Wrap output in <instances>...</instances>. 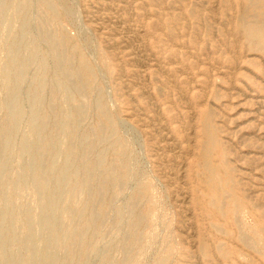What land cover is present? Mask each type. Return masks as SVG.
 <instances>
[{
	"label": "rangeland",
	"instance_id": "374dc122",
	"mask_svg": "<svg viewBox=\"0 0 264 264\" xmlns=\"http://www.w3.org/2000/svg\"><path fill=\"white\" fill-rule=\"evenodd\" d=\"M224 1L5 0L0 264H264L251 211L238 210L242 246L230 218L214 220L195 197L196 149L211 111L242 194L264 214V49L248 45L237 8ZM240 14L264 29V0H249ZM34 110L50 141L40 159ZM87 205L97 220L83 233Z\"/></svg>",
	"mask_w": 264,
	"mask_h": 264
},
{
	"label": "bare ground",
	"instance_id": "6f19581e",
	"mask_svg": "<svg viewBox=\"0 0 264 264\" xmlns=\"http://www.w3.org/2000/svg\"><path fill=\"white\" fill-rule=\"evenodd\" d=\"M42 1V0H41ZM53 1V0H52ZM249 0H225L224 3L227 4V3H230L232 5H234L236 8H237V12L235 13V16H234V22H235V27L237 28V30L239 32L242 33V35L245 37L246 41L249 43L248 45H257L260 49H264V29L262 27H247L245 25V21H244V18L242 16V14H240V9L247 4ZM5 3V0H0V7H2ZM111 5V4H110ZM50 6V5H48ZM51 8V6H50ZM107 9V8H106ZM57 12V11H55ZM255 18V17H254ZM254 23V22H253ZM110 26V25H109ZM99 28V27H98ZM118 29V28H117ZM100 30V28H99ZM112 31V30H110ZM115 33V32H114ZM113 33V34H114ZM100 34V33H99ZM120 35V34H119ZM105 36V35H104ZM115 37V36H114ZM51 41V40H50ZM56 41V40H55ZM126 42V41H125ZM143 43V42H142ZM111 45V44H110ZM56 46V45H55ZM108 47V46H107ZM54 51H56V48H54V46L52 47ZM59 50V49H58ZM15 52V51H14ZM58 52V51H57ZM187 52V51H186ZM63 53V52H61ZM12 54V53H11ZM17 54V53H16ZM15 56V53L13 54ZM57 55V54H56ZM64 55V53L62 54ZM127 55V54H126ZM125 56V55H124ZM136 56V55H135ZM64 58V56H63ZM137 58V57H136ZM152 59V58H151ZM59 60V58H58ZM63 60V59H62ZM69 61V60H68ZM59 63V61H58ZM61 65V64H60ZM61 67V66H60ZM20 68V67H19ZM19 68H17V70H19ZM62 68V67H61ZM80 68H81V71H82V74L87 77L88 76V73L87 71L84 69V64L82 62H80ZM72 69V68H71ZM71 70H67L66 66L64 68V70L62 71V76H64L65 78V81L67 82V85L69 86V78H70V73ZM61 76V78H62ZM63 79V78H62ZM73 79V78H72ZM64 81V80H63ZM15 83V81H14ZM15 88V87H14ZM68 89V88H66ZM83 90V89H82ZM75 91V90H74ZM70 92V91H69ZM68 92V93H69ZM15 94V93H14ZM10 97V96H9ZM10 102L12 105L11 106V127L18 115V106L14 105V95L12 94L11 95V99H10ZM51 107V106H50ZM54 108V107H53ZM10 109V108H9ZM8 109V110H9ZM55 109V108H54ZM53 109V110H54ZM51 110V109H50ZM38 112V111H37ZM10 113V112H9ZM33 113V112H32ZM213 117V113L211 111H208L206 113V115L203 117V120H202V127H203V132H202V140L199 142L198 146H197V149H196V161H195V167H194V171H193V174L195 176V181H196V185H195V188H197V192L195 194V197L197 199V205L201 208V210L203 212H210L211 213V216L214 220L218 221H223L224 219L226 218H230V221H231V229L233 231H235V235L237 236V240H238V243L241 244L242 246H246L247 245V241H246V238L243 236L242 233H240V225H239V220H238V210L239 209H243V208H246L248 209L249 211H251V213L254 215L255 219H256V222H257V226L259 228V231L260 233L259 234H255V237L258 238V240H260L263 244V252L260 253L261 254V259L262 261L264 262V214L263 213H257V205L250 202L247 197L242 194L241 190L239 188V184L238 182L236 181L235 177H234V169L231 167L230 165V162H229V150L228 148L226 147V145L219 139L218 137V134H219V131L217 130V128L212 124L211 122V118ZM71 120L73 121L74 120V117H71ZM32 121V120H31ZM34 125L37 127V129L39 130V132H41V138L39 139V142H38V145H37V155H38V158L40 159V156L43 154V152H45V150L47 149V147L49 146V143L50 141L45 139V137H43V130H44V121H43V116L39 118L38 114L36 113V111L34 110ZM109 125V123H108ZM14 126V125H13ZM193 126V125H192ZM101 128V127H99ZM46 129V128H45ZM193 129V127H192ZM101 130V129H100ZM45 132V131H44ZM193 132V131H192ZM93 133V132H92ZM103 134V133H102ZM101 134V135H102ZM39 134L37 133V136ZM192 136V135H191ZM165 137V136H164ZM2 139V137H1ZM38 139V138H37ZM170 139V138H169ZM38 141V140H37ZM36 141V142H37ZM191 142V141H190ZM175 146V145H174ZM8 147V142H4L1 147H0V153H3L4 149ZM21 148V147H20ZM35 149V148H34ZM168 150V149H167ZM33 155V154H32ZM67 155V154H66ZM233 155V154H232ZM33 157V156H32ZM67 157V156H66ZM59 158V157H58ZM68 158V157H67ZM38 159V160H39ZM87 159V158H86ZM98 160V159H97ZM25 161V160H24ZM33 161V160H32ZM39 162V161H38ZM66 162V160H65ZM64 162V164H65ZM103 162H104V157L103 155L99 158L98 162L96 163V165H94V168L95 167H98V166H102L103 165ZM183 163V162H182ZM47 162L45 164L41 163V161L39 162V167L41 170H44L45 169V166H46ZM63 164V165H64ZM67 165V164H66ZM69 165V164H68ZM71 165V164H70ZM69 165V167H70ZM19 166V165H18ZM3 167V166H2ZM63 167V166H62ZM65 167V166H64ZM63 167V168H64ZM34 168V167H33ZM93 168V169H94ZM99 168V167H98ZM29 169V168H28ZM39 169V170H40ZM47 169V168H46ZM61 169V167H60ZM65 169V168H64ZM63 169V170H64ZM50 170V169H49ZM67 171V169H65ZM63 171L64 173L62 174H66V171ZM2 171V169H1ZM47 171V170H46ZM59 171V170H58ZM39 172V171H38ZM50 172V171H49ZM48 172V173H49ZM61 172V171H60ZM59 172V174H60ZM70 172V171H69ZM182 172V171H181ZM47 174V173H45ZM99 174V173H98ZM1 175V173H0ZM42 175V173H41ZM63 175V176H64ZM69 175V174H68ZM67 175V176H68ZM183 175V173H182ZM60 177V178H64V177ZM42 177V176H41ZM46 177V176H45ZM44 177V178H45ZM57 178V176H55ZM105 177L106 178H109L111 177V173H110V168L107 167L105 169ZM184 177V176H183ZM40 178V177H39ZM71 177L69 176L68 179H70ZM38 179V178H37ZM48 179V178H47ZM46 179V180H47ZM51 179V178H50ZM55 179V178H54ZM58 179V178H57ZM88 179V178H87ZM89 179H90V174H89ZM45 180V179H44ZM61 180V179H60ZM38 181V180H37ZM40 181V180H39ZM38 181V182H39ZM42 181V180H41ZM59 181V180H58ZM91 181V179H90ZM45 182V181H43ZM42 182V183H43ZM48 182V181H47ZM47 182L45 183V185L47 184ZM34 183V182H33ZM50 183V182H48ZM53 183V182H52ZM60 183V182H58ZM58 183H56V185L58 186ZM71 183V182H70ZM29 184V183H28ZM36 184H39V183H36ZM44 184V183H43ZM4 185V184H3ZM44 185V186H45ZM37 186V185H36ZM51 186V185H50ZM54 187V185H52ZM57 186H55L57 188ZM82 186H86V185H82ZM98 186V185H97ZM102 186V185H101ZM46 187V186H45ZM54 187V188H55ZM7 189V187H5ZM40 188V187H39ZM43 188V187H42ZM81 188V187H78V189ZM2 189V188H1ZM5 189V190H6ZM38 189V188H37ZM52 189V188H51ZM40 190V189H39ZM56 190V189H54ZM53 190V191H54ZM59 190V189H58ZM82 190V189H80ZM3 191V190H2ZM41 191V190H40ZM49 191V189H48ZM77 191V190H76ZM85 191V190H84ZM52 192V191H51ZM59 193V191L56 190V193ZM3 193V192H2ZM6 193V192H5ZM50 193V192H49ZM55 194V192H52ZM57 193V194H58ZM70 193V192H69ZM44 194V193H43ZM52 194V195H54ZM5 195V194H4ZM2 195V196H4ZM227 195H228V200L227 199ZM48 196V194H47ZM57 196V195H56ZM181 196V195H180ZM187 196V194H186ZM38 197V195H37ZM51 197H55V196H51ZM184 197V195H183ZM58 198V197H57ZM56 198V199H57ZM100 198V197H99ZM4 199V198H3ZM182 199V198H181ZM252 199V198H251ZM46 200V199H45ZM49 199H47L48 201ZM226 200V201H225ZM51 201V199H50ZM54 201V200H53ZM51 201L53 204L54 202ZM66 201V200H65ZM226 202V206L224 205ZM49 203V201H48ZM52 204V205H53ZM64 204V203H63ZM70 204V203H69ZM47 205V204H46ZM50 205V204H49ZM56 205V204H55ZM54 205V206H55ZM92 205V204H91ZM260 205V204H259ZM39 206V205H38ZM64 206V205H63ZM25 207V206H24ZM46 207V206H44ZM70 208V206H68ZM81 207H84L81 206ZM10 208V207H9ZM7 209V208H6ZM11 209V208H10ZM39 209V208H38ZM43 209V208H42ZM48 209V208H47ZM94 209V208H93ZM50 212H51V208L48 209ZM68 210V209H67ZM71 210V208L69 209ZM68 210V211H69ZM73 210V208H72ZM83 210V208H82ZM95 210V209H94ZM94 210H92L91 208H89V206L87 205L85 207V209L83 211H80L82 212L81 214H84V216H86V223H84L83 226L80 227V231H82L83 233H88L92 226H93V223L96 222L95 220L96 219V214L93 212ZM23 211V210H22ZM42 211V210H41ZM47 212V210H45ZM75 211V209H74ZM53 212V210H52ZM71 212V211H69ZM73 212V211H72ZM77 212V211H76ZM63 213V212H62ZM11 214V213H9ZM48 214V212H47ZM54 214V212H53ZM72 214V213H71ZM75 213H73L74 215ZM80 214V215H81ZM42 215V214H41ZM50 215V214H48ZM47 215V216H48ZM70 215V214H69ZM77 215L79 216V213H77ZM46 216V217H47ZM71 216V215H70ZM11 217V216H9ZM30 217V216H29ZM45 217V218H46ZM49 217L52 218V216L50 215ZM76 217V216H75ZM43 218V217H42ZM53 218H55L53 216ZM72 218V217H71ZM69 218V219H71ZM52 220V219H51ZM54 220V219H53ZM40 221H42L40 219ZM44 221L46 222V220L44 219ZM60 221V220H59ZM73 221V219L71 220ZM75 221V220H74ZM48 222V221H47ZM46 222V223H47ZM53 222V221H52ZM44 223V224H46ZM50 223V222H49ZM230 223V222H229ZM2 224V223H1ZM53 224V223H52ZM54 224H55V221H54ZM53 224V225H54ZM138 224V223H137ZM29 225V224H28ZM43 225V224H42ZM75 225V224H74ZM134 225V224H133ZM211 225V224H210ZM47 226V225H46ZM72 226V225H71ZM43 227V226H42ZM55 227V226H54ZM73 227V226H72ZM75 227H77V225H75ZM75 227H73V231L75 232ZM50 228V227H48ZM68 228V226H67ZM70 228V227H69ZM44 230V228H43ZM59 230V229H58ZM72 230V229H71ZM78 230V229H77ZM50 231V230H48ZM47 231V232H48ZM54 230H52L53 232ZM65 231L66 230V227H65ZM70 231V230H69ZM93 231V230H92ZM213 231L217 233V229L216 228H213ZM220 231V229H219ZM222 231V230H221ZM46 232V233H47ZM59 232V231H58ZM68 232V231H67ZM69 233V232H68ZM49 234V233H48ZM56 234V233H55ZM54 234V235H55ZM59 234V233H58ZM63 234V232H62ZM61 234V235H62ZM73 234V233H71ZM52 235V233H51ZM52 235V236H54ZM61 235H60V238H61ZM66 234H64L63 238H66L65 237ZM48 236V235H47ZM67 236V235H66ZM71 236V235H70ZM73 236V235H72ZM10 238V237H9ZM50 238V236H49ZM58 238V237H57ZM70 238V237H69ZM56 239V235H55V238L54 240ZM75 239V238H73ZM72 239V240H73ZM10 240V239H9ZM52 240V239H51ZM63 240V239H61ZM60 240V241H61ZM58 241V240H57ZM59 241V243H60ZM64 241H62V243L60 244H63ZM69 242L71 244V241L69 239ZM46 243V242H45ZM78 243H80L78 237L75 239V241L73 240V243L70 247H74L76 246ZM43 244V243H42ZM47 244H50L48 243L47 241ZM130 244V243H129ZM51 245V244H50ZM58 245V243H57ZM224 245V244H223ZM63 246V245H62ZM129 246V245H128ZM217 246V245H216ZM65 247V246H63ZM67 247V246H66ZM218 246L216 247V251L220 254V250ZM54 249V248H53ZM62 249V247H61ZM64 249V248H63ZM44 250V249H43ZM42 250V251H43ZM48 251V250H47ZM199 252L201 254V256L205 259L208 258L209 256V251L206 247V244L205 243H201L200 245V248H199ZM40 253V252H39ZM44 253H46L44 251ZM38 254V253H37ZM41 255V254H40ZM49 255V254H48ZM54 255V254H53ZM56 255V254H55ZM42 256V255H41ZM40 256V257H41ZM44 256V255H43ZM38 257V256H37ZM39 257V258H40ZM47 258V255L44 256ZM44 257H41V258H44ZM49 257V256H48ZM215 257V256H214ZM40 258V259H41ZM52 259V257H51ZM51 259H50V262H51ZM44 260V259H43ZM42 260V261H43ZM49 260V259H48ZM41 261V260H40ZM44 262V261H43ZM49 262V263H50Z\"/></svg>",
	"mask_w": 264,
	"mask_h": 264
}]
</instances>
